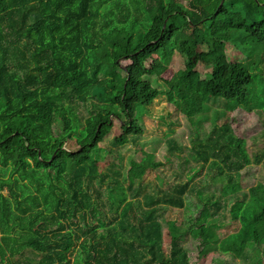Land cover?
Masks as SVG:
<instances>
[{
  "label": "trees",
  "instance_id": "trees-1",
  "mask_svg": "<svg viewBox=\"0 0 264 264\" xmlns=\"http://www.w3.org/2000/svg\"><path fill=\"white\" fill-rule=\"evenodd\" d=\"M235 34L264 51V0H0V264H199L220 251L264 264V184L240 185L264 152L253 160L231 125L264 102L250 62L227 59ZM176 53L185 66L166 80ZM160 97L214 124L193 140L198 169L167 140L186 181L153 193L145 179L163 164L144 149L145 119ZM128 144L141 157L124 173ZM186 197L200 214L166 216V247L161 218ZM228 208L233 234L221 232Z\"/></svg>",
  "mask_w": 264,
  "mask_h": 264
},
{
  "label": "rangeland",
  "instance_id": "rangeland-1",
  "mask_svg": "<svg viewBox=\"0 0 264 264\" xmlns=\"http://www.w3.org/2000/svg\"><path fill=\"white\" fill-rule=\"evenodd\" d=\"M206 50V48H203ZM264 57V51L258 49L257 45L253 43L251 38L246 35L235 34L234 39L227 46V59L229 62H239L246 64L249 71L253 74L255 78L254 89L259 93L260 98L264 102V60L261 65H259ZM164 65L168 66V70L164 73L163 78L169 80L176 72L183 69L185 66V57L176 53L172 60H167L163 62ZM127 62L124 63L126 65ZM196 69L202 73L206 74L210 69L202 65L198 60H195ZM257 67V68H256ZM153 84L160 89L165 88L162 81L156 78H151ZM263 95V96H261ZM154 112V117L145 119L146 123V138L150 140V143L144 147L147 152L154 153L157 162H161V170L158 172H152L148 174L145 179V183L148 184V189L153 192H159L162 190H169L170 186L179 184L186 181L184 177L174 178V173L180 171L178 165L181 160L171 156L168 152L167 140L169 138H174L179 144H181L185 149L182 153L183 160L187 159L189 161V166L197 168L200 165V160L197 159L195 153L192 150L193 140L198 136L199 140H205L208 136L212 125L214 124L213 118L208 122H200L194 119L193 122L186 119L179 111L175 110L164 97L157 99L152 105ZM223 111H218L219 122L223 121L221 114ZM231 125L237 134V136L244 137L248 142V152L251 158L254 160L256 156H260L264 152V112H247L244 109L234 111L232 113ZM217 122V120H215ZM117 124L115 123L114 131L111 135L113 138L117 135ZM56 130L62 131L63 124L60 119L55 122ZM120 154V168L125 173L129 169L132 160H138L141 155L131 144L125 145L121 149ZM110 161H106L102 167L108 166ZM198 169V168H197ZM196 174H194L195 176ZM241 190L248 191L250 188L257 186L259 183L264 184V168L262 164H253L248 166L241 172ZM204 177H195V183H199ZM211 189L214 185H210ZM221 186H219L220 188ZM220 193L219 191H216ZM191 197L194 198V195ZM231 204H229L230 208ZM226 211L225 217L220 218V224L224 225L221 232L225 234L236 233L241 224L233 222L230 211ZM201 211L200 206L189 197H186L185 208L178 210L175 208L168 209L164 211V218H161L164 228V241L166 247L168 246L167 241V221L166 216L172 219H190L199 216ZM223 213V211H221ZM259 229L264 232V220L259 223ZM261 250L264 251V244L261 245ZM33 255V254H32ZM252 256H257L254 253L250 254ZM248 261H243L242 259L236 258L230 253L225 252H211L206 255L199 264H252L251 258Z\"/></svg>",
  "mask_w": 264,
  "mask_h": 264
}]
</instances>
